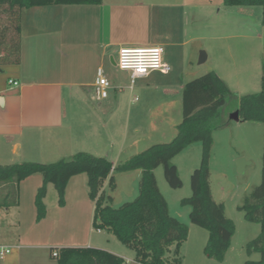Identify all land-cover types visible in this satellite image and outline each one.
<instances>
[{"label": "rangeland", "instance_id": "obj_1", "mask_svg": "<svg viewBox=\"0 0 264 264\" xmlns=\"http://www.w3.org/2000/svg\"><path fill=\"white\" fill-rule=\"evenodd\" d=\"M194 15L196 20L202 17V15ZM204 15L207 28L205 27V31L203 29L202 37L190 40L183 46L163 47V55L166 57L170 55L175 58V55L179 56L182 52L180 56L184 65L183 71L176 73L173 68L174 72L171 73L173 78L155 71L151 73L149 79H137L133 82L128 71L121 72L116 66L105 62L104 74L107 78L113 79L115 81L113 84L117 86L110 87L108 96L101 100L94 99L93 88L84 91L83 102L65 100V120L62 129L77 131L89 129L94 134H97L99 129H162L151 138L139 134L137 145H126L121 151H118L117 147L111 149L103 143L94 145L93 142L87 143L86 140L76 144L71 151V154L83 151L94 156L109 158L113 166H116L154 143L168 142L173 138L176 125L182 119L181 93L176 91V82L180 79L188 81L210 70L217 71L221 78L226 80L224 82L230 90V95L212 129L210 187L214 200L223 203L225 215L232 219L235 225L230 246L222 261L205 255L204 245L208 232L190 222L188 217L190 206L181 202L191 194L190 174L200 162L201 143L197 141L189 144L171 159V163L176 165L181 186L174 188L168 184L163 175L162 165L154 168L153 173L158 188L167 201L169 214L188 226L187 238L178 246L170 245L166 250V256L171 258L179 255L180 264H242L247 259H260V253L252 252L249 255L245 249L246 243L259 233L260 224L245 220L244 212L239 207L244 196L261 181L263 124L257 121H235L230 119V114L237 110L239 96L260 90L264 64V25L261 23L260 6H223L222 4L218 13L216 11L213 13L210 8ZM15 20L16 11L9 10L7 6H0V53H3L0 59L13 57L12 52L15 51L16 45ZM191 24L193 23H190L189 27ZM200 51L206 53V60L202 63H198ZM156 80V84H160L158 81L169 82L165 83L168 89L166 97L161 91L154 89ZM162 97L170 99L171 103L169 105L163 103ZM66 152L60 153L64 155ZM63 155L58 153L48 156L46 163L71 156ZM36 175L41 178L40 174ZM113 175L115 188L110 190L107 180L103 187L105 193L112 197L107 203L118 207L123 202L133 200L137 195L140 171L135 169L115 171ZM82 176L87 179L86 174L83 173ZM48 187L44 203L53 206L54 203L57 204V193L52 184H48ZM78 189L80 195L87 198V183ZM31 190L29 186H20L17 190L19 203L12 205L9 218L4 216L2 220L0 219L4 226L11 227L14 231L20 225L22 233L26 229L43 227V220L36 217ZM14 197V192L8 194L7 189L0 188V202L5 200L10 203ZM69 198H71L70 194L67 199ZM71 203L72 201L69 202ZM49 208L48 219L52 214V207ZM74 209L79 220L77 228L84 232L86 231L83 229V221L86 217L84 205L77 204ZM93 231L96 233L95 227ZM57 233L63 242H70L72 225L64 221ZM99 237L101 239L109 237L110 245L105 246L115 245L129 250L132 256L123 259L124 263L140 264L135 260L134 250L122 244L112 233L104 230ZM50 259L52 264H57L54 257Z\"/></svg>", "mask_w": 264, "mask_h": 264}, {"label": "crops", "instance_id": "obj_2", "mask_svg": "<svg viewBox=\"0 0 264 264\" xmlns=\"http://www.w3.org/2000/svg\"><path fill=\"white\" fill-rule=\"evenodd\" d=\"M222 4V0H101L99 4H51L21 8L18 11L20 31L16 32L18 61L0 59V165L22 161L46 163V157L58 153L63 155L61 151H67L64 157L71 155L74 146L85 140L94 145L103 143L111 149L117 147L121 151L126 145H137L141 134L151 138L160 132L162 129H99L94 134L89 129H62L64 101L83 102L84 91L93 88L98 69L105 72V62L117 67V51L121 47L183 46L202 37L203 29L207 28L205 12L212 8L213 13H218ZM194 14L202 17L196 20ZM190 23H193L191 27ZM181 53L175 58L163 55L170 70L160 72L162 75L171 76L173 68L176 73L183 71ZM2 55L0 53V58ZM152 72L133 79L129 72V77L133 82L146 80ZM8 79L18 84L13 86ZM108 79L112 87L117 86L113 84V79ZM186 81L180 79L176 82V91L181 96ZM156 82L154 89L166 97L168 89L165 83L169 82ZM162 101L168 105L171 103L164 97ZM82 174L69 179L63 205L46 204L41 229H26L22 233L20 225L13 231L0 221V245L10 247V252L0 258V264H52V252L66 246L103 249L122 259L132 256L127 249L105 246L110 245V239L99 237L104 230L96 229L94 233V202L87 199L88 194L87 198L80 195L78 189L86 184ZM40 183L41 178L33 174L22 179L18 189L29 186L33 203ZM0 188H4V184ZM48 188L47 184L46 191ZM68 194L71 195L69 199ZM77 204L84 205L86 210L84 232L77 228L79 220L74 209ZM12 207L0 206L1 220L4 216L9 218ZM48 207H52L50 219ZM64 221L72 225L70 242H63L57 233Z\"/></svg>", "mask_w": 264, "mask_h": 264}, {"label": "trees", "instance_id": "obj_3", "mask_svg": "<svg viewBox=\"0 0 264 264\" xmlns=\"http://www.w3.org/2000/svg\"><path fill=\"white\" fill-rule=\"evenodd\" d=\"M101 0H0V6L16 11L17 23L14 30L19 33L21 8L51 4H99ZM226 6H260L261 23L264 25V0H222ZM13 57L18 61V40ZM7 60V59H6ZM230 90L227 84L210 70L185 82L182 88V119L176 125V133L168 142L154 143L137 152L121 164L113 166L105 157L78 151L67 159L42 163L22 161L0 165V185L4 184L8 194L14 192L10 203L5 200L0 206L18 204L19 182L33 174H40L41 184L34 196L37 219L46 214L44 198L47 184H52L57 193V203L64 204V194L69 179L79 173L86 174L87 194L94 202L92 226L112 233L122 244L132 248L135 260L140 264H180L181 257L166 256L167 248L185 240L188 226L169 214L168 204L161 194L154 168L163 166V175L171 187L181 186L176 165L171 159L193 142L201 143V157L197 167L190 174L191 194L182 199L190 206V222L208 232L204 253L208 258L222 261L230 246L235 225L225 215L224 205L216 202L210 187V152L213 144L212 129L216 125L221 108L227 102ZM238 115L243 121H257L263 124V148L261 156V181L247 193L241 206L244 218L260 224L255 238L246 243V253H260V259H247L242 264H264V64L260 90L239 96ZM139 170L138 192L131 201L118 207L108 204L112 197L105 193L103 184L107 180L110 190L116 186L113 172ZM177 253V250H176ZM57 264H123L118 255L93 247H62L53 256Z\"/></svg>", "mask_w": 264, "mask_h": 264}, {"label": "built area", "instance_id": "obj_4", "mask_svg": "<svg viewBox=\"0 0 264 264\" xmlns=\"http://www.w3.org/2000/svg\"><path fill=\"white\" fill-rule=\"evenodd\" d=\"M116 65L120 70L129 71L132 79L137 76H146L152 71L167 73L170 70L169 65L163 60V47L158 45L121 47L117 51ZM8 83L13 86L18 84L13 79H8ZM110 87H112L111 82L105 76L103 70L99 68L93 84L94 99L101 100L106 98ZM9 252V246L0 245V258H3ZM56 254V251L52 252L53 256H56Z\"/></svg>", "mask_w": 264, "mask_h": 264}, {"label": "water", "instance_id": "obj_5", "mask_svg": "<svg viewBox=\"0 0 264 264\" xmlns=\"http://www.w3.org/2000/svg\"><path fill=\"white\" fill-rule=\"evenodd\" d=\"M206 60V53L204 51H200L199 57H198V63H202ZM230 119H233L235 121H239L240 117L238 115V111H234L230 114Z\"/></svg>", "mask_w": 264, "mask_h": 264}]
</instances>
